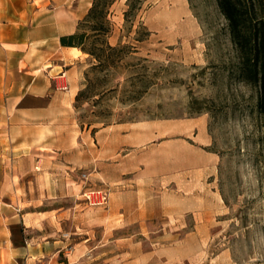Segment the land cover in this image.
<instances>
[{"label":"rangeland","instance_id":"obj_1","mask_svg":"<svg viewBox=\"0 0 264 264\" xmlns=\"http://www.w3.org/2000/svg\"><path fill=\"white\" fill-rule=\"evenodd\" d=\"M108 19L107 40L128 53L95 68L88 55L78 142L85 158L100 129L141 145L102 158L94 180L79 172L81 199L101 214V264H264V119L257 89L234 78L216 0H114ZM195 152L215 160L188 161ZM89 185L106 189L107 203L90 205Z\"/></svg>","mask_w":264,"mask_h":264},{"label":"crops","instance_id":"obj_2","mask_svg":"<svg viewBox=\"0 0 264 264\" xmlns=\"http://www.w3.org/2000/svg\"><path fill=\"white\" fill-rule=\"evenodd\" d=\"M91 4L0 0V264H87L84 254L101 264V214L81 199L79 172L88 167L94 180L102 158L141 141L100 129L86 158L78 142L74 102L89 56L60 37L76 31ZM196 154L215 160L195 152L188 161Z\"/></svg>","mask_w":264,"mask_h":264},{"label":"trees","instance_id":"obj_3","mask_svg":"<svg viewBox=\"0 0 264 264\" xmlns=\"http://www.w3.org/2000/svg\"><path fill=\"white\" fill-rule=\"evenodd\" d=\"M114 0H92L88 12L79 20L74 33L60 37L63 46H72L88 54L97 63L93 68L109 66L128 53L125 44L111 45L107 40L110 32L109 8ZM224 17L230 41L236 51L234 78L257 89L256 109L264 119V0H216ZM124 12L127 18L129 9ZM80 90L75 101H78ZM264 146V137L261 139Z\"/></svg>","mask_w":264,"mask_h":264},{"label":"built area","instance_id":"obj_4","mask_svg":"<svg viewBox=\"0 0 264 264\" xmlns=\"http://www.w3.org/2000/svg\"><path fill=\"white\" fill-rule=\"evenodd\" d=\"M82 178H86V174L81 175ZM83 196L86 198L90 205H103L108 201V192L101 187L86 186L84 188Z\"/></svg>","mask_w":264,"mask_h":264},{"label":"bare ground","instance_id":"obj_5","mask_svg":"<svg viewBox=\"0 0 264 264\" xmlns=\"http://www.w3.org/2000/svg\"><path fill=\"white\" fill-rule=\"evenodd\" d=\"M77 49H78V48H77ZM77 51H79V49H78Z\"/></svg>","mask_w":264,"mask_h":264}]
</instances>
